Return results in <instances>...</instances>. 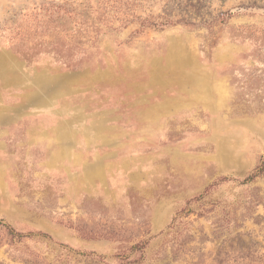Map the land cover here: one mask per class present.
<instances>
[{
  "label": "rangeland",
  "instance_id": "1",
  "mask_svg": "<svg viewBox=\"0 0 264 264\" xmlns=\"http://www.w3.org/2000/svg\"><path fill=\"white\" fill-rule=\"evenodd\" d=\"M261 167L264 0H0V264H264Z\"/></svg>",
  "mask_w": 264,
  "mask_h": 264
},
{
  "label": "trees",
  "instance_id": "2",
  "mask_svg": "<svg viewBox=\"0 0 264 264\" xmlns=\"http://www.w3.org/2000/svg\"><path fill=\"white\" fill-rule=\"evenodd\" d=\"M225 16H226V17H229L228 14H225ZM166 23H168V22H166ZM149 25H151V26H156V25H163V24H157V23H155V22H151ZM263 172H264V167H261V169L259 170V172H258L256 175L251 176V177L248 178L247 180H253L254 178L258 177L257 175H260V174H262ZM8 233H9V234H12L11 230H8ZM13 237H14V236H13ZM17 237H21V236H17ZM140 246H141V245H140ZM140 246H139V249L141 248Z\"/></svg>",
  "mask_w": 264,
  "mask_h": 264
}]
</instances>
